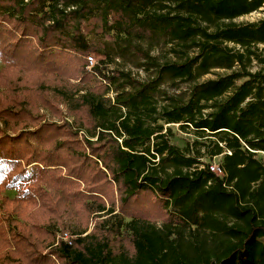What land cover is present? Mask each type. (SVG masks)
Masks as SVG:
<instances>
[{
  "label": "trees",
  "instance_id": "obj_1",
  "mask_svg": "<svg viewBox=\"0 0 264 264\" xmlns=\"http://www.w3.org/2000/svg\"><path fill=\"white\" fill-rule=\"evenodd\" d=\"M262 7L0 0V264H264V18L235 21ZM157 36L182 51L161 72L194 84L160 116L155 85L88 61L106 42ZM216 68L230 72L200 81ZM160 119L213 142L223 174Z\"/></svg>",
  "mask_w": 264,
  "mask_h": 264
},
{
  "label": "rangeland",
  "instance_id": "obj_2",
  "mask_svg": "<svg viewBox=\"0 0 264 264\" xmlns=\"http://www.w3.org/2000/svg\"><path fill=\"white\" fill-rule=\"evenodd\" d=\"M263 18L264 7L251 14L237 18L235 21L239 23H248L256 22ZM134 46H139L144 50L149 51L150 54L155 57V62L152 63V60L146 59L144 56L137 53ZM179 49V45H177L176 43H169L168 39L165 36H157L153 39L133 40L131 42L125 39H119L117 41H109L104 43L102 52L100 54L96 52L93 54V56L95 59V63L104 59L105 63L103 64V67L109 71L115 68L120 69L124 72L131 73L132 76L140 82H146L155 85L156 89L153 91V95L155 104H157L158 106L159 113L157 114V116H160L162 114L163 106L171 102L169 99L170 96H180L182 98H188L190 88L194 85L190 82H184L182 80L172 81L166 76V74L161 72L162 65L166 64L169 61L179 60L181 58L182 51H180ZM177 50H179V52H177ZM257 52L264 56V45H259V49L257 50ZM3 66L4 64L0 61V71L2 70ZM258 68L259 64L255 61L253 70H256ZM89 70L92 69L89 68ZM229 72L230 70L216 68L212 71V73L203 76L200 81L210 78H217L218 76L227 74ZM121 80L122 79H119V82H121ZM240 82L241 81H239V83ZM127 86L130 89L134 87V85L130 84H127ZM4 89V87L0 86V91H3ZM110 95L113 97L115 94L112 92L110 93ZM62 109L64 111V118L69 120L70 122H73L74 117L68 113L67 108L64 105H62ZM41 113L45 114L46 120L60 121L59 118L54 117L47 109L41 108ZM159 122L164 124V132H166L168 128L171 129L172 135L170 136V140L180 148H199L202 154H204L203 160L208 163L212 162L213 164H219L222 161V155L215 156L213 158H210V156L208 155L214 145L213 142L209 141V139H207V142L204 143V140L200 139L193 130L184 131L181 128L180 124L166 123L162 119H160ZM0 125L2 126L1 123ZM8 133L12 134L11 131H8ZM257 158L264 161V152L258 151ZM17 194V190H8L3 193V195L7 197H14ZM161 224L162 223L160 221L158 225L161 226ZM92 228L93 223L90 225V229L88 232H90ZM62 236L63 234L60 233L59 237L62 238ZM257 241L263 243L264 245V236L262 235Z\"/></svg>",
  "mask_w": 264,
  "mask_h": 264
},
{
  "label": "built area",
  "instance_id": "obj_3",
  "mask_svg": "<svg viewBox=\"0 0 264 264\" xmlns=\"http://www.w3.org/2000/svg\"><path fill=\"white\" fill-rule=\"evenodd\" d=\"M88 61H89V68L91 69L94 65H95V59L94 56H89L88 57ZM211 169L216 172L217 174H223V170L221 169L220 165L218 163H214L211 165ZM62 238L69 242L72 243V239L74 238V236H72L70 233L65 232L62 236Z\"/></svg>",
  "mask_w": 264,
  "mask_h": 264
}]
</instances>
